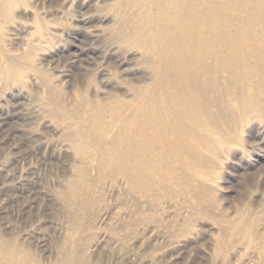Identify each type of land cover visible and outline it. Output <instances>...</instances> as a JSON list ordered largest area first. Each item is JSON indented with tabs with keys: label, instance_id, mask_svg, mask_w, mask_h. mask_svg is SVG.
<instances>
[{
	"label": "rangeland",
	"instance_id": "1",
	"mask_svg": "<svg viewBox=\"0 0 264 264\" xmlns=\"http://www.w3.org/2000/svg\"><path fill=\"white\" fill-rule=\"evenodd\" d=\"M135 13L119 0H20L0 21L1 233L40 236L48 253L67 235L59 195L75 175L68 136L84 128L68 111L146 81L140 52L120 55L113 38ZM235 136L192 186L162 172L155 192L140 193L106 176L85 204L70 199L82 205L84 228L71 237L82 263L264 264V119L240 122Z\"/></svg>",
	"mask_w": 264,
	"mask_h": 264
},
{
	"label": "bare ground",
	"instance_id": "2",
	"mask_svg": "<svg viewBox=\"0 0 264 264\" xmlns=\"http://www.w3.org/2000/svg\"><path fill=\"white\" fill-rule=\"evenodd\" d=\"M18 1L0 0V21ZM119 2L136 13L120 18L116 52L130 57L139 51L146 81L119 93L107 90L105 100L85 99L84 108L68 111L81 115L84 128L68 136L75 175L59 195L69 216L67 235L47 255L40 236L0 232V264H83L71 239L84 228L77 214L82 205L70 199L85 204L91 186L106 176H119L129 191L140 193L155 192L162 172L192 186L213 170L211 157L234 141L240 122L264 119V0Z\"/></svg>",
	"mask_w": 264,
	"mask_h": 264
}]
</instances>
